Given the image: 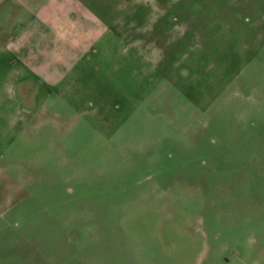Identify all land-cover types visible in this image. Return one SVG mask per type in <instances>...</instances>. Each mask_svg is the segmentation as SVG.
<instances>
[{"label": "rangeland", "instance_id": "obj_1", "mask_svg": "<svg viewBox=\"0 0 264 264\" xmlns=\"http://www.w3.org/2000/svg\"><path fill=\"white\" fill-rule=\"evenodd\" d=\"M86 2L63 82L0 46V264H264V0Z\"/></svg>", "mask_w": 264, "mask_h": 264}, {"label": "crops", "instance_id": "obj_2", "mask_svg": "<svg viewBox=\"0 0 264 264\" xmlns=\"http://www.w3.org/2000/svg\"><path fill=\"white\" fill-rule=\"evenodd\" d=\"M87 2L0 0V46L43 84L63 82L75 64L96 53L98 38L107 33Z\"/></svg>", "mask_w": 264, "mask_h": 264}]
</instances>
